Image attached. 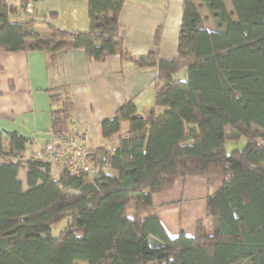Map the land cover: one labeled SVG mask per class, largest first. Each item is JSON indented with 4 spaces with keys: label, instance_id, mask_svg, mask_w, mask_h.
Here are the masks:
<instances>
[{
    "label": "trees",
    "instance_id": "trees-1",
    "mask_svg": "<svg viewBox=\"0 0 264 264\" xmlns=\"http://www.w3.org/2000/svg\"><path fill=\"white\" fill-rule=\"evenodd\" d=\"M34 1L0 0V50L83 49L95 60L118 54L157 70L155 92L143 114L129 100L100 123L103 138L116 134L114 149H92L88 173L55 175L46 162L23 156L33 139L0 131V264H264V0H229L232 12L223 0H184L171 59L156 50L136 58L124 48L125 0H85L83 32L55 26L48 20L55 12L38 20L16 15ZM196 2L205 5L214 31ZM38 23L49 37L36 33ZM160 33L158 27L156 48ZM182 70L185 80L176 77ZM207 88H220L222 99ZM47 90L51 142L75 131L74 104L68 87ZM242 137L241 149L226 151V139ZM21 169L27 190L17 178ZM178 178L217 187L206 198L210 231L199 219L193 234L172 237L154 213L151 195L172 189ZM65 216L69 221L52 236Z\"/></svg>",
    "mask_w": 264,
    "mask_h": 264
},
{
    "label": "crops",
    "instance_id": "crops-1",
    "mask_svg": "<svg viewBox=\"0 0 264 264\" xmlns=\"http://www.w3.org/2000/svg\"><path fill=\"white\" fill-rule=\"evenodd\" d=\"M183 1L125 0L119 13L124 48L136 58L152 50L161 59L174 58ZM223 3L228 12L233 11L229 0ZM196 6L207 29L214 31L215 25L205 5L196 2ZM49 11L56 15L48 20L59 28L88 30L85 0H37L16 15L25 14L38 20ZM158 27L161 33L156 48L154 35ZM34 29L42 38L50 36L45 24L38 23ZM156 75L155 68H139L130 60H121L118 54L95 60L83 49L61 50L55 54L40 50H0V131H16L33 139L23 151L24 157H33L51 139L47 88L64 85L69 88L74 104L73 128L86 134L89 146L94 149L105 144L106 139L116 137L114 134L103 138L99 126L123 103L133 100L137 112L142 114L152 104L155 92L152 82ZM176 77L185 80L186 70L178 72ZM207 91L217 92L220 96L217 100L222 99L220 88H207ZM174 121L179 124L178 119ZM17 178L22 189L27 190V172L19 170ZM216 189L202 178H178L172 189L151 195L152 209L169 236H176L180 231L193 234L199 219L204 220L210 231L212 220L207 216L206 198Z\"/></svg>",
    "mask_w": 264,
    "mask_h": 264
},
{
    "label": "built area",
    "instance_id": "built-area-1",
    "mask_svg": "<svg viewBox=\"0 0 264 264\" xmlns=\"http://www.w3.org/2000/svg\"><path fill=\"white\" fill-rule=\"evenodd\" d=\"M109 149L114 147L111 145ZM91 152L87 135L75 130L69 134H57L51 142L38 149L33 158L49 164L55 175L61 171L80 175L93 170Z\"/></svg>",
    "mask_w": 264,
    "mask_h": 264
},
{
    "label": "rangeland",
    "instance_id": "rangeland-1",
    "mask_svg": "<svg viewBox=\"0 0 264 264\" xmlns=\"http://www.w3.org/2000/svg\"><path fill=\"white\" fill-rule=\"evenodd\" d=\"M27 18V15L23 14L22 15V18L21 19H25ZM211 95V98L212 99H219V95L217 92L213 91L210 93ZM144 103V102H143ZM152 103V102H151ZM176 124V132L174 133V135H177L179 130H180V125L178 124V122L175 123ZM126 126V125H125ZM113 142V139L110 138V139H106L105 140V144L108 145L110 147L111 143ZM245 144V139L242 137L240 138L239 140L237 141H233V140H230V139H226L225 141V149L227 152H230L232 149H241ZM70 193H74V194H77V192H71ZM69 221V217L68 216H65L63 217L59 222H57L56 224H54L52 227H51V235L52 236H57L59 231L64 228V226L67 224V222ZM82 264H86V263H82Z\"/></svg>",
    "mask_w": 264,
    "mask_h": 264
}]
</instances>
